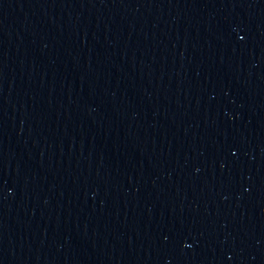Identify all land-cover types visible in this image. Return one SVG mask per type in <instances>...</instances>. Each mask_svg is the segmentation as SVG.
<instances>
[{
	"label": "water",
	"instance_id": "water-1",
	"mask_svg": "<svg viewBox=\"0 0 264 264\" xmlns=\"http://www.w3.org/2000/svg\"><path fill=\"white\" fill-rule=\"evenodd\" d=\"M0 264H264V0H0Z\"/></svg>",
	"mask_w": 264,
	"mask_h": 264
}]
</instances>
